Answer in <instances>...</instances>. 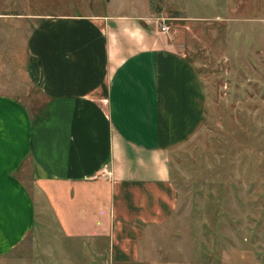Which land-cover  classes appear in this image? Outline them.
<instances>
[{
  "label": "crops",
  "instance_id": "crops-1",
  "mask_svg": "<svg viewBox=\"0 0 264 264\" xmlns=\"http://www.w3.org/2000/svg\"><path fill=\"white\" fill-rule=\"evenodd\" d=\"M255 1L210 0L212 14L182 19L264 23ZM168 33L145 15L91 14L40 19L20 54L1 36L0 69L25 70L46 109L0 93V264L44 262L10 256L42 216L63 238H105L116 264L142 259L147 229L175 208L170 149L201 120L200 76Z\"/></svg>",
  "mask_w": 264,
  "mask_h": 264
},
{
  "label": "rangeland",
  "instance_id": "rangeland-1",
  "mask_svg": "<svg viewBox=\"0 0 264 264\" xmlns=\"http://www.w3.org/2000/svg\"><path fill=\"white\" fill-rule=\"evenodd\" d=\"M182 1L201 10L198 6L177 10L179 0H0V14L6 15H0V39L8 34L11 51L20 54L42 18L91 14L145 15L156 22L162 18L175 49L200 76L201 120L192 135L170 149L175 208L166 222L147 229L142 259L132 264H146L147 259L151 264H264V23H194L182 16L212 14L214 3ZM263 2L258 6L264 7ZM14 66L23 68L16 61ZM30 77L25 70L20 75L14 68L0 69V93L20 99L31 114L39 115L46 96ZM54 227L48 216H42L36 233L10 256L47 264L51 253L58 264H116L105 238L66 239Z\"/></svg>",
  "mask_w": 264,
  "mask_h": 264
},
{
  "label": "built area",
  "instance_id": "built-area-1",
  "mask_svg": "<svg viewBox=\"0 0 264 264\" xmlns=\"http://www.w3.org/2000/svg\"><path fill=\"white\" fill-rule=\"evenodd\" d=\"M159 25H160V30L167 32L168 31V25L164 23L163 19L160 18V21H158Z\"/></svg>",
  "mask_w": 264,
  "mask_h": 264
},
{
  "label": "trees",
  "instance_id": "trees-1",
  "mask_svg": "<svg viewBox=\"0 0 264 264\" xmlns=\"http://www.w3.org/2000/svg\"><path fill=\"white\" fill-rule=\"evenodd\" d=\"M45 109H46V105L44 106V109H43V111H42V112H40V114H39V115H35V116H37V117H41V116H43V115L45 114Z\"/></svg>",
  "mask_w": 264,
  "mask_h": 264
}]
</instances>
